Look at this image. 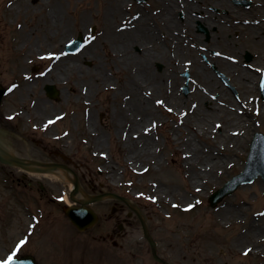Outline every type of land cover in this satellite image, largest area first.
Instances as JSON below:
<instances>
[{
  "label": "rangeland",
  "instance_id": "1",
  "mask_svg": "<svg viewBox=\"0 0 264 264\" xmlns=\"http://www.w3.org/2000/svg\"><path fill=\"white\" fill-rule=\"evenodd\" d=\"M16 1L18 0H0V86L6 88V94L0 105V136L6 143L9 142L13 152L25 159L68 165L78 176L80 191L88 196L111 191L129 198L131 205L138 208L145 218L148 229L158 243L159 253L171 264H264V258L245 254L249 239L241 236V229L245 228L249 218L262 217V238L258 248L264 252V215H260L264 213L262 177H258L251 184L240 186L215 208H211L207 200L210 193L244 169L253 133L250 134L251 139L250 137L247 139L246 145L239 148V152L234 155L235 163L219 175L211 176L209 179H199L200 188L187 195L188 200L185 201L180 195L184 193L183 190L192 188V185L188 178L183 177L184 180L186 179L182 181L185 186L179 189L178 183L181 180L179 165L183 156L182 151L175 149V145L172 144L173 133L178 140L180 139L179 145L189 141L193 145L200 146L202 156L208 153L209 142L235 145L232 137L225 138L227 143H223L221 138V134H224L226 129H228L227 135L228 132L232 134L236 130L234 117L227 114L238 113L239 107L241 108L234 93L226 86L225 80L238 90V97L242 103L247 95L245 90L233 81L237 72L229 73L220 67L217 64L216 54L233 51L239 54L244 64L249 65L257 62V49L251 46L239 47V41L244 37L235 31L230 34L232 47L220 48L222 41L217 44V37L211 34L214 29L209 30L199 21L194 23V32L201 36V42L205 44L210 41L207 43L210 48L206 49V54L203 55L202 52L200 56L198 55L201 63L207 72L212 73L219 81L221 91L218 93L228 94L229 99L233 101V105L224 106L226 113L223 116L224 113L217 115L216 111L220 103H218L219 98H214L213 95L217 96L218 93L214 90L211 95V91L207 89L208 84L201 79L202 74L200 73L199 77L196 75L192 67L193 57H180L177 44L166 43L170 57L177 59L172 60L174 65L171 66V70L170 61L164 63L163 60L157 59L153 63L150 62L151 69L157 74L165 75L167 72L158 92L153 90L150 96L153 105L158 99H164V103L169 106H165V109L161 104V107L153 106L158 116L154 120H147L145 127H141L144 130L142 133L151 141L153 151L160 160V166H156V160H145L146 156H143L139 159L133 157L139 162L136 164L138 167H135L131 161L126 160L135 147L129 150L124 146V141L128 139L126 132L131 122L126 120L123 124L124 131L119 136H115L112 132L114 124L111 120L113 116L120 118L118 108L127 103L130 95L125 93L121 80L123 74L127 75L128 72L124 69L120 73L118 70L119 74H117L106 54L109 47L107 40L109 32L102 18L104 0L75 2L63 0L65 21L70 28L68 41L82 33L85 44L81 51L75 54L65 53L66 43L60 52L55 53L63 58H71V62L80 65L82 72L89 74L86 79L79 78L78 73L68 71L61 84L50 81L42 83L40 79L47 73L50 59L38 56L27 60L26 67L22 71L32 78L31 81L35 83L36 89L42 93L43 100L50 107L41 119H37L38 121L32 119V116L23 109L21 99L13 96L12 91H8L11 85L21 79L18 66L22 59L20 53L13 51L20 42L19 27L33 20L31 12L18 11L16 16L15 12L9 10L11 4ZM131 4H134L135 8ZM157 5L159 3H154L152 0L142 4L127 0L125 15L130 18L136 10L138 12L140 10L142 13L148 11L152 16L159 9ZM242 6L247 10L251 7ZM82 11H88L85 12L86 19L80 16ZM211 11L217 16L227 12L215 6ZM178 17L183 18L181 11L178 12ZM155 21L149 20V24L156 29L155 40L153 42L147 39V44L153 42L155 45L163 42L159 41L161 40L159 36L163 35L157 32L159 28ZM83 24H88L87 28L82 27ZM200 25L208 34L200 30ZM178 35L182 36L184 33ZM28 37L35 43L43 41L41 35L35 31ZM92 45L98 47L96 52L98 58L91 57V54L84 57L82 54L85 51L89 52L86 47ZM38 50L40 52V48ZM134 51L137 52V46L134 47ZM248 53L252 56L250 61L246 58ZM180 60L186 68L181 65V70L173 71L172 67L179 66ZM97 69L107 74L109 79L102 81L103 83L91 82L89 78L92 79ZM169 72L178 73L177 78L168 76ZM197 80H200L201 84L198 92H195L194 82ZM189 81H191L190 86ZM89 83L93 84V92L86 98L85 92ZM45 84H54L60 89L58 99L47 96ZM80 85L84 87L85 92L80 91ZM185 87H188L189 92L185 93ZM150 91L152 93L151 89ZM205 92L210 94L206 99L208 102H199L197 95H203ZM116 94L118 98L115 100ZM253 94L258 96L259 104L264 106V100L259 97L260 91L258 93L253 91ZM66 96L68 99L65 98ZM168 108L173 110L169 112ZM198 109L202 115L195 114ZM259 114L254 109L246 112L245 125L252 126L248 129L245 126L242 128L244 135L252 128L254 131H264V115L260 117ZM192 115L196 118L193 119ZM185 116L186 119L189 117L193 123H196L197 127L186 126ZM90 119L95 120L96 129V135L94 133L92 138L88 135L91 133L88 131ZM217 125L222 131L216 130ZM209 128L208 138L196 135V132L207 131ZM98 136H102L105 143L102 150H96ZM141 144L142 142H139L136 146L139 147ZM113 170L116 171L115 174L112 173ZM153 184L162 186L161 191L165 194L161 200L154 198L155 191L151 189ZM69 193L70 186L58 177L28 172L16 166L0 163V259L5 258L10 251L16 250V245L24 239L27 242L16 252L34 255L39 264H85L84 256H86V264L88 259L94 257L98 264H159L152 257L151 248L143 235L141 221L133 213L131 206L121 200L109 198L85 207L80 203H73L71 206L90 209L97 215V220L91 228L79 231L70 223L66 215L69 205L64 197L69 198ZM231 203L242 206L240 210L233 212L237 219L242 220L241 223H237L233 218L230 219L231 221L223 219V209ZM188 205L192 207L189 208ZM103 236H106V240L101 238ZM110 236L111 239H108ZM112 240L117 241V246L113 245ZM118 253L121 258L115 261L114 255Z\"/></svg>",
  "mask_w": 264,
  "mask_h": 264
},
{
  "label": "bare ground",
  "instance_id": "2",
  "mask_svg": "<svg viewBox=\"0 0 264 264\" xmlns=\"http://www.w3.org/2000/svg\"><path fill=\"white\" fill-rule=\"evenodd\" d=\"M73 1L75 2L76 0ZM255 1H259V5L257 6L258 8L253 7L251 10L246 12L240 9H235L229 0H218L215 2L217 6L228 8L229 17L225 18H227V20L233 18V23L230 26L225 24L224 18L220 17L218 19L215 15L201 11L204 14L202 21L207 23L209 27L215 26L217 28V31L214 33V35L222 36L223 34H231L234 30L238 31L245 38V43L242 48L248 46L256 48V57L258 60L253 64H244L241 60V57H239V54H235L233 51L222 52V54L218 56L217 64H219L220 67L229 73H235L234 71L237 72V74L233 77V81H235V83L240 88L244 89L246 92L245 94L247 95V97H244L243 100L244 105H242L241 108L239 107L238 110V113L241 111V114H238L237 112L227 114L234 117L233 122L236 125V130L232 134L228 132L229 135L226 134L227 130H225L224 134H221L223 143L228 142L225 140L226 137H232L235 145H222L216 141H212L211 143L209 142L207 146L208 153L202 156L203 152L200 151V146L193 145L189 141L179 145L180 139L178 140V138L175 137V134L172 133V144L175 145V149L182 151L181 155L183 156L181 165H179V179H181L178 183L179 189L181 190L185 186L184 182L182 181H185L186 179L184 180L183 177L188 178V181L192 185V188L186 189V191L183 190L184 193L180 195L183 201L188 200V196L192 193V191H196L200 188L199 179H209L211 176L219 175V173L228 170L233 165V163H235L234 155L239 152V148H242L246 145L248 137L254 131V128H252L250 132H246L245 135L242 133V128L244 126L247 129L252 126L249 125V127H247L245 125L246 112H248V110H252V107H255L251 105L256 99L253 97V91L257 90V75L259 77V74L264 70V0ZM126 2L127 0H104L102 2V18L104 19L107 31L109 32V38L107 39L109 47L106 51V54L110 64L112 63L113 69L117 74H119L118 70L120 73H122L124 69L128 72L127 75L123 74L121 80L123 82L125 93L130 95L127 103L118 108L120 118L117 119L116 116H113L111 120V122L114 124L112 132L115 136H119V134L123 133L124 131L123 124L126 122V120L131 122V125L128 126V131L126 132V137L128 139L124 141V146L129 150L133 147H135V149L129 153V156L126 160L131 161L135 167H138L136 164H139V162L134 160L133 157L139 159L143 156H146L145 160H156V166H160V160L157 159L158 156L153 151L154 148L151 144V141L149 138L145 137L143 134L144 130H142L141 127H145V123L151 119H155L158 116V113L154 108L155 106L151 102V94H153V90L158 92L161 81L164 76L167 75V72H165V75H163V73L157 74L151 69L150 62L153 63L157 59L161 61L163 60L164 63L165 61H170L171 70V66L174 65L172 60L175 61L177 58L173 57L172 59L170 57V51H167L166 43H170V45L176 43V48L180 51V57H193L194 66L192 67L195 70L196 75L199 77V74L201 73V79L210 85V87L213 88V85L215 86L212 90L221 91L218 81L214 78L212 73L207 72L206 68H204L203 64L201 63L199 56L204 50V46L200 44V37L196 36L194 33V24H191L193 21H196V17L192 16L191 11L195 9L202 10L203 5H207V3L203 2L201 4H190L185 2V5L182 7L185 10L186 15L184 17L185 20L181 23L176 15L179 10L180 3H178L177 0H161L160 3L162 9L157 15H153V17L160 26L157 27L159 28L157 32L160 34L163 31L165 32L166 36L164 39L159 36V39H161L159 41L163 42L154 45L153 42L155 40L154 35H156V29L153 26L143 24L147 21V19H152L150 15L149 18L141 17L135 22L136 25L131 29L117 31L116 28L128 23L127 18L123 16L125 15L124 8ZM63 5V0H18L15 3L13 2L9 7V10L15 12L16 16H18V11L19 13H22L23 10L31 12L32 14L30 15L33 16V20L29 22V24L20 26L18 30L20 42L18 45H16L13 51L20 53V57L22 59L20 65L18 66L19 76L21 79L19 82H16L15 85H17V87L12 90V95L16 96L18 99H21L23 103V109L28 112L29 116H32V119H36V121H38L37 119H41V117L49 111L50 107L46 101L43 100L42 93L36 89L37 87L35 86V83L31 81L32 78L22 71L26 67L27 60L29 58L43 56L50 59L48 71L45 76L40 79L42 83L48 81L60 83L65 80L68 71L78 73L79 78L84 77L83 79H86L85 77L89 76L88 73L82 72V67L80 65L76 64L75 62H71V58H63L58 54H56V57L48 56L49 53H55L56 51L60 52L63 45L70 39L68 37L70 28L68 27V22L66 23L65 21L66 16L63 12ZM85 12L88 11H82L80 13V16L84 19L87 18V14L85 15ZM257 14L262 18V20L259 22H255V20L250 17ZM222 19H224V22ZM187 23L191 24L189 26L191 30H186L182 36L177 35V31L179 30L178 28L182 26H188ZM87 25L83 24L82 27L87 28ZM34 31L41 35L43 40L42 42L35 43L31 41L30 37H28ZM180 31H182V29ZM147 39H150L153 42H149L147 44ZM223 39L226 41L225 37H223ZM226 43H229V40L226 41ZM135 46H139L141 48L139 53L134 51ZM185 46L188 47L184 48ZM38 48H40V52ZM86 48L87 51H89L88 53L86 51L84 52ZM86 48H84L82 51L84 52L82 54L84 57H86L88 54H91V57H97L96 52L98 47L92 45ZM181 61L182 60L179 61V66L176 65L172 67L173 71L181 70ZM185 65L187 66L186 63ZM182 67L185 66L182 65ZM138 69L141 70L138 71ZM95 71V75L92 76V79L89 78L91 82H102L109 79V76L103 71H99L98 69ZM171 75L172 77L177 78L178 73L169 72L168 76ZM196 79L199 78L196 77ZM199 81L200 80L194 82V88H196L195 92H198V89L200 88L201 83ZM92 89V83H89L87 92H85L84 87L80 85V91L87 93L86 98L92 94ZM150 89L152 90V93ZM74 90L76 91V88H74ZM197 96H199V102H208L206 101L208 94L204 93L203 95ZM65 98L68 99V96ZM117 98L118 95L116 94L114 99L116 100ZM27 102L30 103L27 104ZM218 103H221L225 106L233 105V101L229 99L228 94H223L220 96ZM216 108L217 115L224 113L223 115L225 116L226 109L224 106L217 105ZM245 108L247 110H245ZM256 109L257 112L260 113V117L264 115L263 105H256ZM199 113L200 110L198 109L195 114ZM199 115L202 114L200 113ZM193 116L194 115H192V117ZM91 117L94 118L92 115ZM195 118L196 117H193V119ZM184 120L186 126L197 127V124L193 123L189 117L187 119L185 118ZM94 124L95 120L90 119L88 125V131L91 132L88 133L90 138H92L94 133L96 135ZM209 133L210 128L207 129V131L203 130L199 131V133L196 132V135L208 138ZM96 141V150H102V148L105 147L103 137L98 136ZM139 142H142V144L141 146L137 147L136 145H138ZM11 152H13L11 145L6 143L0 136V154L2 156H6V154ZM35 167L36 166L32 165L30 170L34 169ZM182 170L183 173L181 174ZM113 171L112 173L115 174L116 171ZM45 174H51L52 176L62 179L70 187H72V184L75 180L74 176L62 167H58L53 171H48ZM151 189H154L155 191L153 194L154 198L161 200L162 196L165 194L164 191H161L162 186L159 184H153ZM74 199L79 202H84L88 199V196L81 192L76 195ZM65 200L69 205H71L72 201H70L67 196L65 197ZM241 208V205H235L232 203L227 204L223 209V219L231 221L230 219L233 218L237 223H241L242 220L237 219L236 215H233V212H236ZM262 225L263 218L258 216L252 219L249 218L246 221L245 228L242 229L241 236L244 239H249V244L245 249V251L250 249V251L247 252V256H259L264 258L263 250L258 248L260 245L259 241L262 238Z\"/></svg>",
  "mask_w": 264,
  "mask_h": 264
},
{
  "label": "water",
  "instance_id": "3",
  "mask_svg": "<svg viewBox=\"0 0 264 264\" xmlns=\"http://www.w3.org/2000/svg\"><path fill=\"white\" fill-rule=\"evenodd\" d=\"M80 43H81V38L79 40H77V41L74 42V47L78 46ZM47 91H48V94L51 97H56L57 92H56V90L52 86H47ZM1 95H2V92L0 94V99H1ZM258 137L259 138L262 137L264 139V137L262 135H260V134L258 135ZM259 159H260V150H259V153L257 152L255 154V158H254L253 161L254 162H257ZM7 161L14 162V163H16V164H18L20 166H26L27 165V163H25V161L20 160V159H18L16 157H13V156H10L9 159H7ZM38 164H41V163H38ZM47 166L48 167H51V166L56 167L58 165L57 164H50V165H47ZM241 181H242V179H237L233 183H227L224 188L218 190L216 193H214L211 196V204L212 205H215L218 202V200H220L226 194L231 193L240 184ZM78 189H79V184L76 181L75 182V191L72 194L76 193L78 191ZM101 198H102V195H99V196L95 197L93 200H99ZM69 214L72 217V219L78 223V225L80 227H83V225L91 222L94 219V216L91 213H83V212H81L79 210H71ZM81 215H83V217ZM145 231H146V237L150 241V243L152 245V248H153V251L155 252V243L151 239L150 235L147 234L146 228H145Z\"/></svg>",
  "mask_w": 264,
  "mask_h": 264
},
{
  "label": "snow or ice",
  "instance_id": "4",
  "mask_svg": "<svg viewBox=\"0 0 264 264\" xmlns=\"http://www.w3.org/2000/svg\"><path fill=\"white\" fill-rule=\"evenodd\" d=\"M49 57H56V53H49L48 54ZM17 87V85L13 84L11 85V87L8 89L9 92H11L13 89H15ZM157 104H163L164 101L162 100H157L156 101ZM193 107H195L193 105ZM173 109L172 108H168V111L171 112ZM186 115V113H185ZM49 123H51V121H49ZM219 127V125H218ZM189 208L192 207V205H188ZM260 215H264V213H261ZM27 241L22 239L18 245H16V250H18L22 245H24ZM16 250H12L9 252V254L3 258V259H0V264H14V260H15V257H16ZM250 251V249L246 250L245 254H247V252Z\"/></svg>",
  "mask_w": 264,
  "mask_h": 264
}]
</instances>
